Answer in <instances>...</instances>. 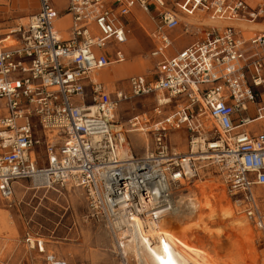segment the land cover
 <instances>
[{
  "label": "built area",
  "instance_id": "built-area-1",
  "mask_svg": "<svg viewBox=\"0 0 264 264\" xmlns=\"http://www.w3.org/2000/svg\"><path fill=\"white\" fill-rule=\"evenodd\" d=\"M54 1L38 0L25 22L0 32V201L12 206L16 185L79 189L118 251L116 201L170 206L166 195L173 207L186 203L214 168L264 237L252 194L264 186V130L251 128L264 117V31L247 25L264 21V0H61L63 30ZM138 11L150 22L152 71L117 87L98 72L126 59L127 22ZM178 28L176 37L193 40L172 53ZM144 96L154 98L151 110L122 121V105ZM179 130L184 152L170 141ZM129 133L146 135L140 154ZM24 241L41 264H68L28 229ZM128 256L120 263L137 264Z\"/></svg>",
  "mask_w": 264,
  "mask_h": 264
},
{
  "label": "rangeland",
  "instance_id": "rangeland-1",
  "mask_svg": "<svg viewBox=\"0 0 264 264\" xmlns=\"http://www.w3.org/2000/svg\"><path fill=\"white\" fill-rule=\"evenodd\" d=\"M54 4L58 9L56 24L66 27L67 16H62L60 9L62 1L55 0ZM37 6L38 0H0V32H6L16 24L25 22L27 16L33 13ZM136 15L142 17L144 21L148 20L143 13L137 12ZM136 15L130 17L127 29L129 36H136L139 43L138 51L136 41L127 37L128 54L124 62L110 64L98 72L101 80L117 87L124 86L132 74L152 71L153 60L147 56L153 44L146 36L144 27L137 23ZM204 21L210 23L209 20ZM145 28L149 30L148 25H145ZM123 65H128L125 71L121 69ZM153 105L152 96L126 102L120 112L121 120L125 121L134 113L150 111ZM257 124L264 126L262 123ZM185 135L182 130L172 132L170 135L172 146L179 152L186 150ZM129 140L132 151L140 154L146 135L129 133ZM213 169L211 168L206 179L199 184L207 189L206 195L209 196L206 197L212 200L210 202L213 205L217 203L216 207L213 206L215 219L210 208H204L197 213L185 210L181 216L164 227V230L172 232L171 235L180 241L196 247L197 249L194 248L196 250L192 248L194 252L190 250V254L196 255L205 264H264L262 232L246 217L247 205L236 201L240 195L229 196L220 176ZM254 189L263 196L256 197V202L264 213V186L257 185L252 188ZM197 197L203 201L202 194L198 193L195 198ZM229 207L232 213L225 216V211ZM243 217L247 222H243ZM204 225L206 227L203 228ZM26 229L41 236L46 251L64 259L68 264H121L120 254L116 248L112 249L110 236L104 226L88 217V209L79 189H62L56 192L23 189L16 185L14 204L7 206L0 201V264L42 263V254L29 248L24 241ZM201 250L208 256L202 258Z\"/></svg>",
  "mask_w": 264,
  "mask_h": 264
},
{
  "label": "bare ground",
  "instance_id": "bare-ground-1",
  "mask_svg": "<svg viewBox=\"0 0 264 264\" xmlns=\"http://www.w3.org/2000/svg\"><path fill=\"white\" fill-rule=\"evenodd\" d=\"M127 67L128 65H123L121 69L125 71ZM158 97L160 99H166L164 94H160ZM206 125L210 126L209 122H207ZM198 191L199 194L203 195V201L198 199V197L194 199L190 198L186 203L179 199L174 207L171 204L170 197H167L166 195H163V197L167 198L166 202L169 203L170 206L165 204L155 207L156 203H150L143 198H141L136 204L116 201L117 203L113 205V212L116 215V220L113 222V226L119 231V234L116 236L118 244L122 246V249H118V251H120L119 254L129 255L137 264H205V262L203 261V263L199 260L196 255L193 256L190 254V250H196V247L190 246L187 242L180 241L175 238V236L171 235L172 232L170 233L169 231L164 230V227H167L176 219L172 218L173 214L174 217H179L185 210L189 213H197L204 208H210L212 211V217L215 219V209L213 206L217 203L213 205L212 202H210L211 199L206 197L209 196L206 195L207 189L200 184ZM129 206L138 208L136 210L137 215L133 217H129L127 215L126 209ZM230 210L231 207L225 211V216H227L228 213H232ZM139 214L142 215L139 216ZM242 220L243 222H247L245 217H243ZM204 227L206 226L204 225L203 228ZM186 232H184L185 235ZM201 254L202 258L206 257V255L208 256V254L203 250H201Z\"/></svg>",
  "mask_w": 264,
  "mask_h": 264
},
{
  "label": "crops",
  "instance_id": "crops-1",
  "mask_svg": "<svg viewBox=\"0 0 264 264\" xmlns=\"http://www.w3.org/2000/svg\"><path fill=\"white\" fill-rule=\"evenodd\" d=\"M250 6H255L257 5L258 2H260V0H246ZM140 12V11H138ZM142 13V12H140ZM145 15V14H144ZM67 16V15H66ZM146 16V15H145ZM147 17V16H146ZM68 18V16H67ZM58 17L56 18V21H57ZM136 21L137 23H139L142 27H144V30L147 31V29L145 28V25H150V22L149 20L145 19H142V17H139L138 15H136ZM205 22V21H204ZM208 23V22H207ZM210 23H213L210 21ZM216 24H219L221 22H218V21H215ZM248 26H250L249 28L253 29V30H256V31H264V21H261V22H257V23H250V24H247ZM60 26V27H58ZM263 26V27H262ZM57 27L60 29H64L65 26H61V25H57ZM7 32V31H6ZM180 32V29H175L171 32V35L174 37V43H173V47L172 49L170 50V52L174 53L176 52L177 50H179L180 48L188 45L193 39L188 36V35H184V36H180V37H176ZM128 38H132L134 41H136L137 45H136V48L138 47L139 43H138V40L136 38V36H128ZM127 43V42H126ZM125 50H126V44H125ZM138 51V48L137 50ZM126 53L128 54L127 50H126ZM124 62V60L122 61ZM122 62H118V63H122ZM118 63H114V64H118ZM107 71H109V69H107ZM128 76V75H127ZM252 113V111H251ZM263 120V121H261ZM261 121V122H259ZM257 123H262L264 125V117L258 119L255 123H253L251 125V128L252 130H254L255 132L257 131H262L264 130V126L261 127L259 126ZM252 194H253V197L256 198V197H263L260 195L259 191H257L256 189L255 190H252Z\"/></svg>",
  "mask_w": 264,
  "mask_h": 264
}]
</instances>
